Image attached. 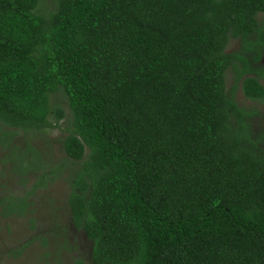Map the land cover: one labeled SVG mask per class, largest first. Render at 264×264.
I'll return each mask as SVG.
<instances>
[{"label":"trees","instance_id":"1","mask_svg":"<svg viewBox=\"0 0 264 264\" xmlns=\"http://www.w3.org/2000/svg\"><path fill=\"white\" fill-rule=\"evenodd\" d=\"M263 57L264 0H0V140L58 125L66 96L94 264H264V132L236 99L264 100ZM48 174L0 193V215L26 216Z\"/></svg>","mask_w":264,"mask_h":264},{"label":"rangeland","instance_id":"2","mask_svg":"<svg viewBox=\"0 0 264 264\" xmlns=\"http://www.w3.org/2000/svg\"><path fill=\"white\" fill-rule=\"evenodd\" d=\"M40 7L53 10L56 0H40ZM239 47L240 41L232 40L228 51ZM231 77L230 72L228 88L233 84ZM236 96L240 106L253 112L250 127L258 136L264 132V100L248 99L241 89ZM51 104L50 118L54 123L56 109L61 108L65 112L58 125L31 136L23 130L5 127V130L15 132L16 138L6 143L0 140V193L12 191L22 194L31 187L37 174L41 171L49 173L46 187L39 188L32 197L33 205L26 216L0 215V264H73L76 258L94 264L91 256L93 243L83 230L73 224L67 201L71 180L78 168V163L68 157L62 143L72 128L71 111L62 92L51 96ZM23 153L28 158L25 165L31 160L38 164L34 174L25 175L13 169L15 162L19 160L22 163Z\"/></svg>","mask_w":264,"mask_h":264}]
</instances>
